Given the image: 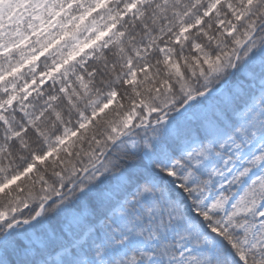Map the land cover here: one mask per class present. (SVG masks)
Segmentation results:
<instances>
[{
	"label": "snow or ice",
	"instance_id": "1",
	"mask_svg": "<svg viewBox=\"0 0 264 264\" xmlns=\"http://www.w3.org/2000/svg\"><path fill=\"white\" fill-rule=\"evenodd\" d=\"M0 264H264V0H0Z\"/></svg>",
	"mask_w": 264,
	"mask_h": 264
}]
</instances>
